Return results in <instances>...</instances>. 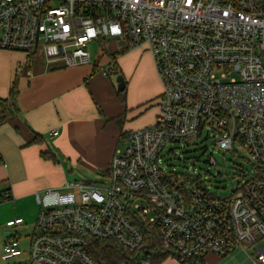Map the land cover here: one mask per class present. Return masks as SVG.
Returning a JSON list of instances; mask_svg holds the SVG:
<instances>
[{
    "label": "built area",
    "instance_id": "1",
    "mask_svg": "<svg viewBox=\"0 0 264 264\" xmlns=\"http://www.w3.org/2000/svg\"><path fill=\"white\" fill-rule=\"evenodd\" d=\"M108 37L152 54L163 85L156 121L128 134L97 182L37 193L28 253L9 231L6 264H98L94 241H114L143 264L162 253L203 264L237 248L264 264V0H0V49L77 66ZM205 130L219 133L220 149L236 141L261 166L234 195L219 198L201 177L162 164L168 143Z\"/></svg>",
    "mask_w": 264,
    "mask_h": 264
},
{
    "label": "crops",
    "instance_id": "2",
    "mask_svg": "<svg viewBox=\"0 0 264 264\" xmlns=\"http://www.w3.org/2000/svg\"><path fill=\"white\" fill-rule=\"evenodd\" d=\"M122 49L123 93L98 61L68 66L0 49V99L10 102L0 105V196L9 190L8 201L38 204L37 193L64 187L71 175L107 170L129 132L155 123L163 85L153 56L122 46L110 52ZM162 264L180 263L167 259Z\"/></svg>",
    "mask_w": 264,
    "mask_h": 264
},
{
    "label": "rangeland",
    "instance_id": "3",
    "mask_svg": "<svg viewBox=\"0 0 264 264\" xmlns=\"http://www.w3.org/2000/svg\"><path fill=\"white\" fill-rule=\"evenodd\" d=\"M122 45V42L116 41L113 37H108V40L100 43L93 42L88 46L92 62H100L102 69H111L110 76L116 90H119L118 76H123L125 81L126 78L121 71L118 58L116 64L119 73L115 74L113 70L115 60H112L109 54H111L110 50H118ZM101 50H103V55L99 57ZM35 60L45 62L42 54L35 55ZM123 91L126 92V90ZM218 138V132L205 130L202 135L192 136L181 142L168 143L162 153V164L171 172L189 177H201L211 193L219 198L234 195V187L240 186L245 181L257 176L261 166L252 162L250 156L236 141L233 144L234 150L220 149L215 144ZM121 143L123 144V141ZM211 158L215 159V165L209 163ZM102 173L90 177L71 175L67 182L95 183L101 178ZM5 200L0 196V264L7 263V260L4 259V243L8 239L5 232L7 231L13 232L14 236L19 239L22 250L28 253L31 238L37 232L36 221L41 210L36 201L24 204L23 202ZM17 215L23 217L24 224L14 228L8 227L7 220L15 219ZM263 243L264 241L260 242V244ZM252 253V248L247 253L241 248H237L226 256L218 255L215 258L208 255L205 262L206 264H251L248 254ZM26 257L27 255L24 254L21 259Z\"/></svg>",
    "mask_w": 264,
    "mask_h": 264
},
{
    "label": "trees",
    "instance_id": "4",
    "mask_svg": "<svg viewBox=\"0 0 264 264\" xmlns=\"http://www.w3.org/2000/svg\"><path fill=\"white\" fill-rule=\"evenodd\" d=\"M124 51L126 50L122 49L119 52H114V53L110 52L111 54H109L111 56V59L115 60V66L113 68V70L115 71V74L119 73V70L117 69L116 60L118 56ZM30 56H34V55H30ZM95 71H96V67H95ZM106 71L107 73H109V75L111 74V69H108V70L106 69ZM16 94H17V87L15 83L11 90V99ZM5 103L10 104L9 101L0 99V105L5 104ZM2 160L3 158L0 157V163L2 162ZM109 169L110 168L108 167L107 170ZM90 251L98 264H143V262H141V257L138 255V253L129 251L125 249L124 247L120 246L119 244L115 243L114 241H102V242L94 241V245L92 246ZM149 259L151 260L150 264H162L167 259H171V258H169L167 254L162 253L159 255L152 256Z\"/></svg>",
    "mask_w": 264,
    "mask_h": 264
},
{
    "label": "water",
    "instance_id": "5",
    "mask_svg": "<svg viewBox=\"0 0 264 264\" xmlns=\"http://www.w3.org/2000/svg\"><path fill=\"white\" fill-rule=\"evenodd\" d=\"M117 81H118V84H119V90L120 91L125 90L127 83H126L125 79L123 78V76L119 75L118 78H117ZM9 234H10L9 231L5 232L6 236H8Z\"/></svg>",
    "mask_w": 264,
    "mask_h": 264
}]
</instances>
